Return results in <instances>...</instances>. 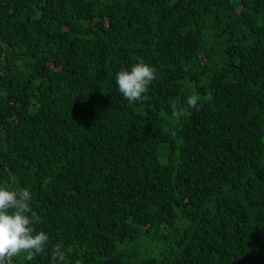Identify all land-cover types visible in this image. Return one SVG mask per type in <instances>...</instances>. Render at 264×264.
Instances as JSON below:
<instances>
[{"label": "trees", "instance_id": "obj_1", "mask_svg": "<svg viewBox=\"0 0 264 264\" xmlns=\"http://www.w3.org/2000/svg\"><path fill=\"white\" fill-rule=\"evenodd\" d=\"M0 187L49 236L11 264H264V0H0Z\"/></svg>", "mask_w": 264, "mask_h": 264}, {"label": "clouds", "instance_id": "obj_2", "mask_svg": "<svg viewBox=\"0 0 264 264\" xmlns=\"http://www.w3.org/2000/svg\"><path fill=\"white\" fill-rule=\"evenodd\" d=\"M155 67L146 64L142 59L130 70L122 69L117 73L116 84L119 92L129 102L146 101L149 85L157 79ZM200 98L192 95L187 99L186 108L172 105L174 117L189 115V108L199 110ZM33 194L29 189L9 190L0 187V264H11L12 259L20 254H27L32 260L36 255L45 252L49 236L37 232L35 225L41 223L37 212L31 207ZM72 248L65 249L62 243H56L51 250L50 264H65Z\"/></svg>", "mask_w": 264, "mask_h": 264}]
</instances>
